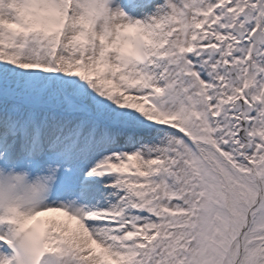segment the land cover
<instances>
[{
    "label": "snow or ice",
    "instance_id": "1",
    "mask_svg": "<svg viewBox=\"0 0 264 264\" xmlns=\"http://www.w3.org/2000/svg\"><path fill=\"white\" fill-rule=\"evenodd\" d=\"M0 264H264V0H0Z\"/></svg>",
    "mask_w": 264,
    "mask_h": 264
}]
</instances>
